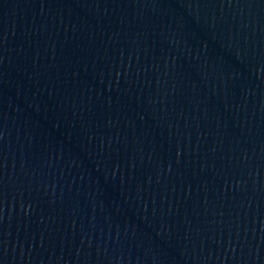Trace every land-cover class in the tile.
<instances>
[{
    "label": "water",
    "instance_id": "water-1",
    "mask_svg": "<svg viewBox=\"0 0 264 264\" xmlns=\"http://www.w3.org/2000/svg\"><path fill=\"white\" fill-rule=\"evenodd\" d=\"M0 264H264V0H0Z\"/></svg>",
    "mask_w": 264,
    "mask_h": 264
}]
</instances>
